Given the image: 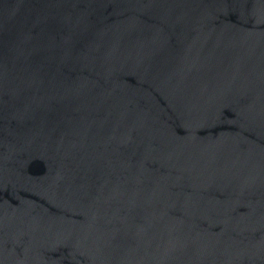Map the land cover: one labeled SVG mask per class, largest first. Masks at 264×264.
Segmentation results:
<instances>
[{
	"label": "water",
	"instance_id": "obj_1",
	"mask_svg": "<svg viewBox=\"0 0 264 264\" xmlns=\"http://www.w3.org/2000/svg\"><path fill=\"white\" fill-rule=\"evenodd\" d=\"M0 264H264V0H0Z\"/></svg>",
	"mask_w": 264,
	"mask_h": 264
}]
</instances>
